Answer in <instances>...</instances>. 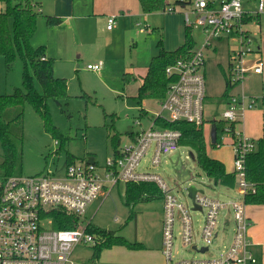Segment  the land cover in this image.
<instances>
[{"label": "rangeland", "instance_id": "1", "mask_svg": "<svg viewBox=\"0 0 264 264\" xmlns=\"http://www.w3.org/2000/svg\"><path fill=\"white\" fill-rule=\"evenodd\" d=\"M29 1L38 12L36 31L30 43L33 47L45 46V49L49 47L53 54L49 58H53L54 74L67 80L68 98L61 104L48 99L51 122L59 131L57 136L44 128L43 119L30 103L23 106L21 174L31 176L46 173L61 177L68 156L77 161L93 160L101 163L113 153L111 135L114 132L120 135L118 146H122L129 144L130 132L136 133L149 127L150 119L159 112V104L149 97L143 98L141 103L134 98L137 94L139 76L145 73L151 57L158 53L157 43L160 40L165 50H173L180 43L176 46L169 44L170 33L164 41L163 19L168 14L162 9L152 12L148 19L139 8L138 13L124 18L121 12L116 11L114 13L120 17L117 22L121 19L123 24L116 25L112 31L106 30V18H101L99 15H92L75 23L71 20L68 26L63 23L64 28H61V31L59 28L54 30L52 26H48L44 17L53 15L47 12L54 10L55 0ZM65 1L62 0L61 3ZM74 3L80 8L82 3H86L85 11L89 12L86 14H91V0H74ZM255 5V1L252 0L244 7L255 11ZM59 6L62 7V5ZM94 9L100 10V7ZM176 14L184 27L182 14L179 12ZM176 14L170 17H175ZM190 18L193 19L194 15L191 14ZM144 20L146 23L143 22ZM139 22L141 25L136 26L135 23ZM85 27L90 31L89 38H82L79 34V29ZM247 29L250 31V46L254 49H257V46L260 47L262 54L260 59L264 65V32H257L253 24H248ZM170 30L169 25L166 31L170 32ZM10 31L12 32L11 25ZM184 35L183 28L181 43L184 41ZM190 35L195 42V47L198 48L202 42L200 30L193 28ZM234 44L232 39L214 41L212 45L215 46V50L209 48L204 51L206 122L203 125V131L206 152L211 156H221L226 161V168L230 170L234 165L231 134L222 131L218 135L216 144L212 145L207 140V133L211 125L209 120L220 119L222 111L225 110L223 101L220 99L224 90V76L220 64L226 71L228 51ZM98 60L102 61L98 71L86 67ZM28 69L32 73L30 65ZM23 70V62L18 54L9 67L5 65L4 58L0 55V94H11L16 87H21ZM126 71L131 72L132 75L125 82L123 74ZM34 83L40 92V84L36 80ZM144 110L147 116L142 115ZM161 114L166 115L165 112ZM262 115H264V105L259 104L253 111L245 114L243 121L235 125V130L240 131L248 139H264ZM150 154L149 151L141 164L148 160ZM148 170L158 174L180 202H189L186 190L189 185L202 190L205 196L225 200L240 199V195L232 188L213 184L197 164L194 151L186 146L179 145L177 150L164 155L159 165L148 166ZM123 201L124 184L119 183L112 188L107 197L104 199L98 197L86 206L85 213L78 216V227H84L90 222L100 228L110 229L129 241L144 244L147 250L143 253L149 255L151 254L149 252L159 249L161 257L157 256V259L161 260V264H166L162 252V199L138 203L133 208L134 217L128 221L129 209ZM191 214L197 227L202 222V213L192 211ZM224 218L227 220L226 224H224ZM249 222L254 223L253 220ZM257 223L264 234V213H260ZM233 226L234 221L230 212L220 211L216 225L217 235L207 253H200L192 250L191 247L183 246L175 232L172 262L178 259L206 260L217 257L230 245ZM261 241L264 245V236ZM92 252V242L78 243L72 251L71 260L74 264H112L107 261L109 260L108 252H104L105 256H102L101 260L92 259ZM117 260H120V255ZM141 260L144 261V258Z\"/></svg>", "mask_w": 264, "mask_h": 264}, {"label": "built area", "instance_id": "2", "mask_svg": "<svg viewBox=\"0 0 264 264\" xmlns=\"http://www.w3.org/2000/svg\"><path fill=\"white\" fill-rule=\"evenodd\" d=\"M252 0H164L165 13L180 12L186 28H198L202 42L193 46L190 53L178 58L165 68L173 80L168 83L165 94L159 100V112L150 120L149 127L133 133L129 144L118 146L117 151L99 163L93 160H74L66 164L61 177L46 173L24 176H0V264H74L71 254L78 243L96 242L95 236L86 231V226L68 229L51 227V219L43 213L61 209L76 217L85 213L86 206L98 197L104 199L119 183L152 181L163 193L162 252L166 264H260L254 256L248 237L249 218L244 197L255 191L253 182L247 180L246 155L255 148L254 140L233 130L232 143L234 165V187L240 199H218L196 191L189 202H180L170 192L167 184L148 166H157L161 158L179 147L180 132L164 128L159 121H188L203 125L205 117V57L204 51L212 48L214 41L232 39L235 44L228 51L225 82L231 86L241 84L250 74H261L264 65L261 59L250 60L255 54L251 48L250 31L252 23L264 31L261 18L264 17V0H254L255 11L244 7ZM194 15L191 19L190 15ZM246 16L253 19L244 21ZM116 24V15L107 18L106 29ZM141 22L136 23L140 26ZM46 57L43 56L42 59ZM102 61L86 67L98 71ZM264 105V94L249 96L243 90L231 94L221 113L227 123H240L247 110ZM165 112V116L161 113ZM140 124V122H137ZM225 132H231L226 126ZM151 152L148 160L145 156ZM194 205L200 209L193 208ZM228 210L234 226L230 245L213 259H173V244L176 234L183 246L202 247L207 253L216 237L219 212ZM192 211L202 213V222L196 227ZM227 220L224 218V224ZM46 226V227H45ZM176 232V234H175Z\"/></svg>", "mask_w": 264, "mask_h": 264}, {"label": "trees", "instance_id": "3", "mask_svg": "<svg viewBox=\"0 0 264 264\" xmlns=\"http://www.w3.org/2000/svg\"><path fill=\"white\" fill-rule=\"evenodd\" d=\"M139 4L141 10L148 13L163 9L164 0H139ZM37 17L38 12L29 0H0V55L3 56L5 65L9 67L18 54L24 67L21 87H16L11 94H0V176L21 174L23 106L30 103L35 112L43 119L44 128L57 136L59 131L51 122L48 99L61 104L68 98L67 80L54 74L53 58L42 59L45 56L44 46L33 47L30 43L36 31ZM44 17L48 26L57 25L61 21V18L51 15ZM252 19L251 16H246L244 21ZM194 45L188 28L185 30L183 43L173 50H165L160 40L157 43L159 51L151 57L134 98L139 103L145 97L157 101L162 99L168 83L173 80L172 76L166 75L165 68L172 65L178 58L190 53ZM28 65H30L32 73L29 72ZM130 76V72H125L123 74L124 81H128ZM34 80L40 84V92L36 89ZM232 87L225 82V89L220 96L221 101L228 97V92ZM156 122L164 128L176 129L180 132L178 144L194 151L197 164L213 184L229 188L234 187L233 171H227L222 161L206 152L202 125H195L188 121L156 120ZM211 122L212 126L215 127L217 139L219 133L226 126L231 132L235 128L234 123H227L222 119H214ZM128 135L132 136L133 133L130 132ZM111 142L113 152L117 151L120 142V135L117 132L111 135ZM254 143L255 148L246 155L245 169L246 178L254 183L255 191L245 195L244 202L246 205L264 204V139L254 140ZM74 160L68 156L66 164ZM162 197V191L152 181L125 183L123 202L129 209L127 221L134 217L133 208L138 203L162 199ZM42 216L50 218L51 227L55 229H68L78 226V217L59 208L48 210ZM86 231L94 235L96 239L93 244L92 259L97 260L103 249L113 245L125 246L128 249H142L144 247L140 242L129 241L110 229L100 228L90 222L86 226Z\"/></svg>", "mask_w": 264, "mask_h": 264}, {"label": "crops", "instance_id": "4", "mask_svg": "<svg viewBox=\"0 0 264 264\" xmlns=\"http://www.w3.org/2000/svg\"><path fill=\"white\" fill-rule=\"evenodd\" d=\"M61 1L62 0H55L54 10H52V12H50L51 10H48V12H47V13H53V15H52L53 17L61 18V21L57 25L52 26L54 28V30H57L56 28H59V30H61V31H62L61 28H64V27H62L63 23H65L68 26L71 23V20H74V23H75L77 20L87 18V17H90L92 15H95V16L99 15V16H101V18H106V22H107L108 16L116 15L115 26L120 25L122 23V20L120 19L117 22V19L120 17H119V15L115 14L114 12H116V11H119V13L121 12L120 14H122V16H123V17L122 16L121 17L124 18V17H129L131 15H135V13H138V8L141 9L140 4H139V0H91L92 12H91V14H86V13H89V12L85 11V7L87 6L86 3H82L81 8H80L79 5L74 3V0H66L64 3H61ZM105 3L107 4L106 7H105ZM59 5H62V7H60ZM98 7H100V10L95 11L94 8L97 9ZM39 11H41V10L39 9ZM143 13L146 14V19H148L152 12H148V13L143 12ZM167 14L168 15H166V17L163 19V22H164V24H163L164 41H166L167 35H168V33H170L169 44L176 46L178 43H180L179 44V46H180L183 43V42L182 43L180 42L181 37L183 35V28L186 30V27H185V25H184V27L182 26V23L179 19V16L176 14V12L175 13H167ZM173 14H176V16L171 18L170 16H174ZM179 14H180V12H179ZM143 22L146 23L145 20ZM249 24H252V23H249ZM169 25L171 26V30H170V32H167L166 30L168 29ZM261 25H264V17L261 18ZM115 26L111 30H108V29H106V30L112 31L115 28ZM254 29L259 33L264 32L262 30H257V28L255 26H254ZM79 34L82 38L91 37L90 31L87 27L79 29ZM174 46H172V47H174ZM256 48H257L255 50L256 52H255V54H252L250 60H257V59L261 58L262 54L260 51V47L257 46ZM213 50H215V49H213ZM44 52H45V57H51V55H53L51 50L49 49V47H46V49H45V46H44ZM227 63H228V60L226 61V66H227ZM220 68H221V71H222L223 76H224V89H225V74H224L225 73V67L222 64H220ZM146 69H147V67H146ZM146 69H145V73H146ZM126 72H129V71H126ZM145 73L143 75L139 76L140 80H139V84L137 86V89H138L139 85L141 84L142 77L145 75ZM131 75H132V73H131ZM137 89H136V91H137ZM242 90L249 96H259V95L264 94V71H262L261 74H253V73L248 74L245 77V79L242 81L241 84L235 85L229 90L227 96L229 97L231 94L238 93ZM228 97L223 98L224 99L223 100L224 106H226V102L228 100ZM157 102L159 104V100ZM259 104H261V103H259ZM259 104H257V105H259ZM257 105H256V107H257ZM256 107L247 110L245 112V114L253 111ZM245 114H244V116H245ZM142 115L147 116V112L144 110V114L142 113ZM152 119L153 118H151L150 120H152ZM243 119H244V117H243ZM243 119H242V121H243ZM211 120H214V119H211ZM211 120H209L211 125H210L209 131L207 133V136H208L207 140L209 141L210 144H213L211 142V139H210V129L212 127ZM262 121H264V115H262ZM205 122H206V119L204 120L203 125L205 124ZM203 125H202V127H203ZM215 133H216V130H215ZM203 134H204V131H203ZM229 134H231V144H232L234 142V135L232 132H230ZM129 137L130 136L128 135V138ZM204 138H205V134H204ZM216 140H217V134H216ZM212 157L217 158L218 160L222 161L224 164V167L227 171H232V170L226 168V166H225L226 161L221 156L214 155ZM262 206H264V204H248V205H246V213H247L249 220L254 221L253 224H251V222H249L250 224L248 226V231H247L248 237H249L250 241L252 242L251 250H252L254 256L257 258L258 262L264 264V262H262V261H264V251H262V250H264V245L261 244V242H262L261 239H262V236H264V234H262L261 229L259 228V225L257 223V220H258L260 213H264V207H262ZM161 222H162V219H161ZM143 246H144V244H143ZM127 250L128 249L125 246L113 245L109 248L103 249L99 254L98 260H101L102 256H105L103 254H105L104 252L106 251V252H108L109 260H107V258L105 260L109 261V263H112V264H161V260L157 259V256L161 257V255H159V253H160L159 249H155V251L149 252V253H151L150 255L148 253H143V252H145V250H147L145 248V246L142 249H139L141 251H133L130 249H129L130 251L129 250L127 251ZM153 252H156V253H153ZM119 255H120V260H117V257ZM133 258H134V260H133ZM141 258H144V261H142Z\"/></svg>", "mask_w": 264, "mask_h": 264}, {"label": "water", "instance_id": "5", "mask_svg": "<svg viewBox=\"0 0 264 264\" xmlns=\"http://www.w3.org/2000/svg\"><path fill=\"white\" fill-rule=\"evenodd\" d=\"M210 139H211L212 143L216 142V133H215V127L214 126H212L210 129ZM186 190H187L188 197H190L191 199L194 198L196 191L203 192L202 190H197L193 185H189ZM193 208L200 209V207L197 205H194ZM193 249H196V247L193 246ZM205 250H207V247L204 246L199 251L204 252Z\"/></svg>", "mask_w": 264, "mask_h": 264}]
</instances>
